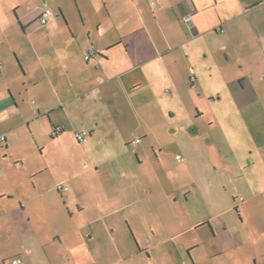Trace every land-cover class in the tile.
I'll return each instance as SVG.
<instances>
[{
    "label": "crops",
    "instance_id": "0c3cea01",
    "mask_svg": "<svg viewBox=\"0 0 264 264\" xmlns=\"http://www.w3.org/2000/svg\"><path fill=\"white\" fill-rule=\"evenodd\" d=\"M104 4L93 26L85 25L86 18L81 27L52 19L49 27L30 30L33 19L26 15L17 18L22 32L1 35L15 61H7L5 72L0 62V177L1 166L22 163L7 154L11 128L39 122L42 127L41 119L47 120L46 132L64 125L60 137L85 133L84 143L101 155L82 174L87 189L75 186L72 195L65 186L62 200L48 199L50 190L33 179L42 170L26 168L31 185L25 183L16 200L13 194L6 199L8 190L0 184V264H14L17 257V264H264V0ZM8 26L1 25L2 31ZM33 32L39 33L36 39ZM219 41L231 57V155L238 160L221 175L227 170L238 180L247 195L242 200L247 216L239 211L240 223L247 217L258 235L247 227L230 231L238 221L229 219L230 207L205 201L196 182L182 187L181 202L170 195L157 199L154 169L143 168L150 155L141 138L149 142L154 131L156 90L195 88L206 68L195 61L196 52ZM89 46L95 53L86 60ZM136 133L141 137L133 140L136 167L126 166L125 155L106 154L115 146L122 151ZM123 222L137 249L126 241ZM191 230L196 232L189 235ZM111 242L119 262L109 256Z\"/></svg>",
    "mask_w": 264,
    "mask_h": 264
},
{
    "label": "rangeland",
    "instance_id": "374dc122",
    "mask_svg": "<svg viewBox=\"0 0 264 264\" xmlns=\"http://www.w3.org/2000/svg\"><path fill=\"white\" fill-rule=\"evenodd\" d=\"M104 2L109 8L116 4V0H0V62L4 72L7 61H15V54L7 43L1 42V35L6 32L15 36L17 30L22 32L17 19L19 16L28 15L33 19L30 30L49 27L52 19L63 25L70 22L74 27H81L84 23L83 19L86 18L85 25L93 26L98 20L96 15L100 12L104 14L106 11ZM45 7L51 9L54 18L48 21V25L41 26L36 14H40ZM60 10L64 12V17L60 14ZM8 24L11 27L8 26L6 31H2L1 25ZM38 36L39 33H32L33 39ZM212 46L213 48L200 46L202 52H196L195 61L206 68L195 82V88L189 84L176 88L165 85L162 89L156 90L155 127L152 136L148 139L149 142L136 133L135 137L129 139L122 147V151L115 146L113 149L109 148L106 154L111 155L114 151L116 155H125L126 166L136 167L138 161L134 154L136 144L133 140L141 138V144L146 146L150 155L149 161L143 168L154 169L152 185L157 199L160 195H170L171 200L181 202L186 192L182 187H188L192 182H196L202 186L205 201L220 209L223 206L230 207L227 212L229 219L238 220L233 221L230 231L236 232L247 227L251 233L259 234V229L252 221L247 220V217L244 224L240 223L239 211L242 216H247L242 205V200L247 195L239 191L238 180L232 178L227 170H222L225 176L221 175V169L228 164L231 167V163L238 161L231 155V57L227 59L222 41L217 44L214 42ZM208 67L211 70L210 68L208 70ZM196 104L201 108L199 116L195 109ZM46 122L47 120L41 119L42 127L39 126V122L30 129L26 125L11 128L8 133L7 154L21 158L22 163L11 161L12 166L9 169L1 166L0 184L8 190L4 196L6 199H10L9 196L13 194L11 199L16 200V193L20 188L25 183L31 185L27 177V167L32 170H42L33 179L36 183L42 182L50 190L48 199H63L67 192L63 189V193H60L57 191L59 187L67 186L72 195L76 194L75 186L81 191L87 189L88 181L82 174L89 166V168L93 166V156L101 155V152L92 147L88 148L87 142H78L73 132L71 137H52L50 135L52 128L46 132ZM1 134H4L3 125H0ZM3 148L0 147V152ZM176 154L181 155L185 163L178 162L175 159ZM226 174L231 179H228ZM98 225V222L93 223L92 229H96ZM122 229L126 231L125 235L128 239L126 241L132 245L130 248L137 249V243L126 222H123ZM202 229L207 234H211L209 228ZM195 232L191 230L188 234L192 235ZM115 233L116 244H119L122 231L117 229ZM115 248L111 242L110 250L113 251L109 256L110 258L112 256L114 262H119L120 255L114 252Z\"/></svg>",
    "mask_w": 264,
    "mask_h": 264
},
{
    "label": "built area",
    "instance_id": "2783aa9c",
    "mask_svg": "<svg viewBox=\"0 0 264 264\" xmlns=\"http://www.w3.org/2000/svg\"><path fill=\"white\" fill-rule=\"evenodd\" d=\"M151 4H154V2L152 1ZM53 17H54V15H53L51 9L45 7V8H43V10L40 13V16L38 18V22H39L40 25H45ZM184 18L186 20H189L190 19V16L189 15H186ZM94 53H95L94 46H89V48L87 50V53L85 54L84 58L86 60H88L90 58V56L93 55ZM193 79H194V77L191 76V81H193ZM64 128H65L64 125L53 126L50 135L52 137L57 136L60 132H62L64 130ZM1 138H3V137H1ZM75 138L80 143L85 142L87 140V136L83 132H77V133H75ZM136 142H137V140H136ZM175 159L178 162H183L184 161V158L181 155H179V154H176L175 155ZM59 189H65V188L59 187ZM20 261L21 260L18 257L15 258V259H12V262L14 264L20 263Z\"/></svg>",
    "mask_w": 264,
    "mask_h": 264
},
{
    "label": "trees",
    "instance_id": "16d2710c",
    "mask_svg": "<svg viewBox=\"0 0 264 264\" xmlns=\"http://www.w3.org/2000/svg\"><path fill=\"white\" fill-rule=\"evenodd\" d=\"M59 189V188H58Z\"/></svg>",
    "mask_w": 264,
    "mask_h": 264
}]
</instances>
